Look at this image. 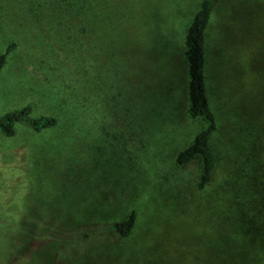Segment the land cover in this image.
I'll use <instances>...</instances> for the list:
<instances>
[{"label": "rangeland", "instance_id": "obj_1", "mask_svg": "<svg viewBox=\"0 0 264 264\" xmlns=\"http://www.w3.org/2000/svg\"><path fill=\"white\" fill-rule=\"evenodd\" d=\"M201 0H0V115L57 120L0 134V212L62 236L133 211L126 238L77 248L0 226V264H264V0H215L206 78L213 180L175 158L204 127L187 116L183 38ZM2 210V211H1ZM84 250V251H83Z\"/></svg>", "mask_w": 264, "mask_h": 264}, {"label": "trees", "instance_id": "obj_2", "mask_svg": "<svg viewBox=\"0 0 264 264\" xmlns=\"http://www.w3.org/2000/svg\"><path fill=\"white\" fill-rule=\"evenodd\" d=\"M215 0H201L200 5L192 16L183 38V56L186 62V103L187 116L191 121H203L204 127L183 150L177 153L175 163L184 166L192 161L199 164L195 183L196 192L203 193L213 180L218 165V157L212 147V139L217 131L216 117L213 113L206 78V30L211 17ZM15 49L9 44L0 53V72L7 59ZM57 120L49 116H34L32 105L7 111L0 115V134L5 138L15 136L18 129H25L39 134L53 129ZM15 204L8 205L0 212V226L7 229L25 232L31 238H47L62 241L65 244L59 250L82 251L77 248L88 241L95 240L105 232H111L118 238L128 237L136 222L132 211L126 219L111 223L101 229L82 231L71 236H62L53 227L36 222L31 218L16 217ZM84 251V250H83Z\"/></svg>", "mask_w": 264, "mask_h": 264}]
</instances>
